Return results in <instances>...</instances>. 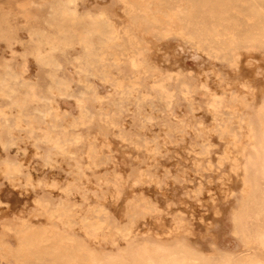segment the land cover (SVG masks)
Returning a JSON list of instances; mask_svg holds the SVG:
<instances>
[{
  "label": "rangeland",
  "instance_id": "1",
  "mask_svg": "<svg viewBox=\"0 0 264 264\" xmlns=\"http://www.w3.org/2000/svg\"><path fill=\"white\" fill-rule=\"evenodd\" d=\"M0 209V264H264V0H0Z\"/></svg>",
  "mask_w": 264,
  "mask_h": 264
},
{
  "label": "bare ground",
  "instance_id": "2",
  "mask_svg": "<svg viewBox=\"0 0 264 264\" xmlns=\"http://www.w3.org/2000/svg\"><path fill=\"white\" fill-rule=\"evenodd\" d=\"M72 2V1H71ZM145 13V12H144ZM212 13V12H211ZM116 27V26H115ZM114 28V26H113ZM112 29V28H111ZM114 30V29H113ZM112 30V32H113ZM118 30V28H117ZM115 33V32H114ZM237 59V58H236ZM239 60V59H238ZM248 65V64H247ZM138 78V77H137ZM250 88V87H249ZM251 92V91H250ZM253 95V94H252ZM6 112V111H5ZM70 151V150H69ZM65 152V151H64ZM63 153V152H62ZM69 153V152H68ZM73 153V151H72ZM65 155V154H64ZM74 155V154H73ZM70 156V154H69ZM63 157V156H62ZM88 157V156H86ZM72 159L73 156L71 157ZM90 159V158H89ZM90 161H92L90 159ZM89 161V163H90ZM91 164V163H90ZM89 165V164H88ZM134 190V189H133ZM122 192V190H121ZM120 192V193H121ZM119 193V192H118ZM122 194V193H121ZM116 195V194H115ZM118 195V194H117ZM120 196V195H119ZM118 197V196H117ZM123 204V203H122ZM123 207V206H122ZM1 210V209H0ZM123 213V212H122ZM57 214V213H56ZM60 218V216H58ZM65 217H63L62 219H64ZM61 219V220H62ZM63 221V220H62ZM67 221V219H66ZM65 223V220H64ZM67 223V222H66ZM23 239V238H22ZM254 240H258L260 241L263 245H264V230L258 231L256 232L255 236H254ZM46 240L44 239V237L41 234H35V233H31L28 232L24 235V242H25V246L28 250L32 251V252H37V253H48V250L46 248V243H44ZM97 242V241H96ZM74 243V242H73ZM62 244V243H61ZM61 244H57L54 247V250L52 252V256L54 257V260H62L64 258V256L66 255V251L63 250V247ZM67 245V244H65ZM67 247V246H65ZM34 254V253H33ZM36 254V253H35ZM68 255V254H67ZM71 255V254H70ZM73 255V254H72ZM81 258V254H77L76 256H74L72 259V262H79V259ZM252 264H262V263H252Z\"/></svg>",
  "mask_w": 264,
  "mask_h": 264
}]
</instances>
